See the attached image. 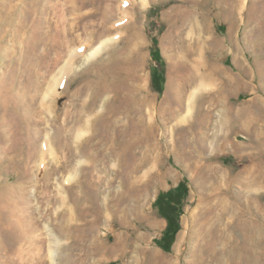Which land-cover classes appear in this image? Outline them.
<instances>
[{
  "label": "rangeland",
  "instance_id": "1",
  "mask_svg": "<svg viewBox=\"0 0 264 264\" xmlns=\"http://www.w3.org/2000/svg\"><path fill=\"white\" fill-rule=\"evenodd\" d=\"M24 1L0 0V16ZM44 3L32 53L28 35L9 34L0 19V264H216L217 254L243 264L244 248L245 264H264V0ZM57 26L69 45L59 59L50 48ZM101 36L107 44L94 53ZM84 40V55L74 54ZM178 60L199 78L185 109L158 117ZM116 64L126 69L107 70ZM136 96L150 105L139 108ZM204 109L214 126L200 133ZM249 165L261 167L241 184ZM179 184L181 229L166 252L157 241L167 221L154 203ZM208 212L191 240L194 214ZM245 222L262 234L247 239Z\"/></svg>",
  "mask_w": 264,
  "mask_h": 264
},
{
  "label": "bare ground",
  "instance_id": "2",
  "mask_svg": "<svg viewBox=\"0 0 264 264\" xmlns=\"http://www.w3.org/2000/svg\"><path fill=\"white\" fill-rule=\"evenodd\" d=\"M45 2V0H30V3H27V2H23V5L21 6V8H18V9H16L13 13H10V14H4V15H2V16H0V19H2L3 18V21H5L4 23H5V25H7L8 24V26H9V28H10V32H8L9 34L11 33V32H13V34L15 33V35L14 36H16V35H18L19 34V36L23 39V36H27L28 37V39H27V46H28V49H29V53H32V51H35L37 48H36V46H38V44H39V42L40 41H42V40H40L41 39V35H40V37H39V32H40V26H41V17H42V9L44 8L43 6H44V4H46V3H44ZM54 8V7H53ZM56 9V8H55ZM38 11L40 12V16H39V18L37 19V13H38ZM110 11V10H109ZM43 12H44V9H43ZM59 13V12H58ZM107 13H108V9H107ZM58 16V15H57ZM106 16V15H105ZM104 16V17H105ZM109 16V15H108ZM61 17H62V15H61ZM11 18H13V19H11ZM43 18V17H42ZM108 18H110V17H108ZM8 21H11V23H8ZM81 21V20H80ZM32 23V28H31V31L29 30H27L28 29V24L29 23ZM3 23V24H4ZM43 23V22H42ZM111 23V22H110ZM1 24H2V22H1ZM11 24V25H10ZM114 24V22L112 23V25ZM80 25V24H79ZM116 25H117V23H116ZM115 25V26H116ZM1 26V25H0ZM4 25H2V27H3ZM119 26V25H118ZM1 27V29H3ZM60 27L61 26H57V29L58 30H56L55 29V31H56V33H55V39H54V41L52 42V45H51V50H56V52H59L60 51V54H59V57H58V59L59 58H61L62 57V54L64 55V51H61L60 49H62L61 47H63V49H67L68 48V41H62V42H60V38H62V30H59L60 29ZM64 27V26H63ZM6 28V27H5ZM4 28V29H5ZM3 29V32L5 31ZM8 30V29H7ZM64 31V30H63ZM69 31V30H68ZM6 32V31H5ZM2 34V33H1ZM41 34V33H40ZM64 34V33H63ZM8 35V34H7ZM23 35V36H22ZM13 36V35H12ZM13 36V37H14ZM17 37V36H16ZM68 37V36H67ZM67 37H66V39H67ZM103 36H101V37H99V38H97V40L99 41H101V39H103L102 38ZM2 38V37H1ZM42 38H43V36H42ZM92 38H94V37H92L91 35H90V37L87 39V41H89V40H92ZM4 39V38H3ZM1 40V39H0ZM5 40V39H4ZM82 41V40H81ZM2 41H0V43H1ZM3 42H5V41H3ZM41 43V42H40ZM85 43V40H84V42H81V44H79L80 46L76 49V47H75V49H76V52H74V54H83L84 55V51L87 49V45L86 44H84ZM107 44V41H101V46H99L97 49H96V51L94 52V53H96L97 52V50L100 48V47H103L104 45H106ZM92 45V44H91ZM90 45V46H91ZM1 46V45H0ZM4 46V45H3ZM42 46V45H41ZM90 46H89V48H90ZM36 48V49H35ZM93 48V47H92ZM182 48V47H181ZM2 49V48H1ZM3 51V50H2ZM1 51V52H2ZM27 52V53H28ZM52 52V51H51ZM93 53V54H94ZM1 54V53H0ZM92 54V52L89 54L90 56H92L93 55ZM30 55V54H29ZM39 55H37V57H38ZM41 56V55H40ZM74 56V55H73ZM179 56V55H178ZM174 57V56H173ZM175 57H177V56H175ZM181 57V56H180ZM39 58V57H38ZM27 59V58H26ZM178 59H179V57H178ZM182 59V58H181ZM51 60H53V59H51ZM58 61V60H57ZM25 62H26V60H25ZM37 63V62H36ZM35 63V64H36ZM130 63V62H129ZM128 63V64H129ZM34 64V65H35ZM121 64H116V65H111V67H109V68H107V70L109 71V72H111V73H115V74H118V73H120V68H122V69H126V67H124V66H121ZM211 67V66H210ZM209 67V68H210ZM68 69L69 68H66V67H63L62 68V73L63 74H67V72H68ZM135 69H136V65L135 64H132V62H131V64L130 65H128V67H127V72L126 73H133V72H135ZM199 70V69H198ZM204 70V69H203ZM211 70H212V68H211ZM216 70V69H215ZM208 71V70H207ZM170 72H171V74H173L172 76H173V78H172V80L170 81L171 82V84L169 85V87H168V92L166 93V96H165V98L163 99V101L160 103V106H159V109L161 110V111H158V117L160 116V114H161V116H163L164 118L168 115V113H167V110H166V108L167 107H170V109L168 110V112H169V114L171 113L172 115H175V114H178L180 111H182L183 109H185L184 108V106H185V98H186V95H187V92H188V90L189 89H191V88H193V85H194V83L198 80V78H199V76H197V72H193V71H191V69L190 68H188L187 67V65L182 61V60H178V62H176V63H174L173 65H171V67H170ZM206 72V71H205ZM204 72V73H205ZM202 73V72H201ZM199 74V73H198ZM201 75V74H200ZM213 75V74H212ZM35 77H38L37 75H34ZM34 76L32 75L31 76V78H33V79H35L34 78ZM206 76V75H205ZM202 76V78H206V77H208V76ZM209 76H210V74H209ZM201 77V76H200ZM39 78V77H38ZM207 79V78H206ZM213 79V78H212ZM34 81V80H33ZM32 81V82H33ZM36 81V80H35ZM204 83V82H203ZM87 85H90V84H87ZM225 86V85H224ZM111 89H115V90H117V86H115L114 85V87L113 86H108V85H104L102 88H101V91H104V92H109V90H110V88ZM38 89V88H37ZM195 93V92H194ZM191 98L190 99H192V96H190ZM143 98V97H142ZM133 102L134 103H136V104H138L137 106H139V108H141V107H145L146 105H150V103H149V101H147L145 98L142 100V99H140L138 96H136V97H133ZM191 102V101H190ZM223 102V101H222ZM199 104V103H198ZM197 104V105H198ZM223 104V103H222ZM194 105V104H193ZM193 105L192 104H190L189 106H188V110H190V109H192V107H193ZM167 106V107H166ZM196 106V105H195ZM225 106H226V104H225ZM229 108L227 109L228 111H226L225 110V114H226V112L229 114V112L231 111L232 113H233V109H232V107L231 106H228ZM25 108V107H24ZM190 108V109H189ZM204 110H206V111H204ZM203 111L202 110H199L198 111V114L196 113L195 115H198V117L196 116H194L195 118H198V120H199V122H198V120H197V122H196V125H197V127L199 128V132L201 133V132H203L205 129H207L208 127H210V126H212V128H213V126H214V124H213V122H214V114L213 113H211V112H209L208 111V109H204ZM241 111V110H240ZM239 111V112H240ZM29 112V111H28ZM138 112H142V109H140ZM137 112V113H138ZM144 112V111H143ZM238 112V111H237ZM27 113V112H26ZM116 113V112H115ZM133 113H134V111H133ZM136 113V112H135ZM139 115V114H138ZM142 115V114H141ZM144 115V114H143ZM192 117V116H191ZM113 118V117H112ZM167 118V117H166ZM56 121V120H55ZM166 122V121H165ZM164 123V122H163ZM191 124V123H190ZM194 124L195 123H193V124H191L190 125V127L188 128L189 130H193V129H196V128H194ZM180 128V127H179ZM185 128V127H184ZM184 128H180V129H178V131H181V132H183L184 134H188L187 133V130L188 129H184ZM156 130V129H155ZM175 131H176V129H175ZM154 133V132H153ZM152 133V134H153ZM155 136V135H154ZM212 138H217L216 136H212ZM218 139V138H217ZM206 140V138H204V137H199L198 138V142L200 143V148H201V150H203L202 152H204V154L207 152V149L206 148H202V143L204 142ZM186 141H188L187 139H186ZM187 144V143H186ZM209 149V148H208ZM200 150V151H201ZM205 164H203V166H202V170H204V168H208L209 170H210V168H211V170L213 169L212 168V166L209 164V165H205ZM200 167V166H199ZM214 167V166H213ZM258 167H261L260 165H249V166H246V167H244V170H243V172H241L242 174H244V173H246V177L244 178V179H242L240 176L242 175L241 173H239L236 177H235V179L237 180V181H239V182H241V184H245L246 182H248L249 180H252L254 177H255V175H254V171H255V169L256 170H258ZM199 170V169H198ZM201 170V171H202ZM206 170V169H205ZM212 172V171H211ZM205 173V172H204ZM218 173V172H217ZM201 175V174H200ZM207 175V174H206ZM202 176V175H201ZM209 179V178H208ZM235 180V181H236ZM260 180L258 179V182H259ZM254 185H257L256 183H254V184H252V185H248L247 186V188L248 187H250V188H252ZM260 186V185H259ZM2 198V197H1ZM219 203V202H218ZM208 205V204H207ZM211 205V204H210ZM13 206L14 207H18V204L16 203V202H14L13 203ZM12 206V208H14ZM20 206V205H19ZM260 206V205H259ZM208 207V206H207ZM208 209V208H207ZM215 209V208H214ZM213 209V210H214ZM258 209H260L259 207H258ZM211 210V209H210ZM210 212H208V213H202L203 215L202 216H200V215H196L195 216V214H194V218H195V220H194V223H195V225H197L198 223H200V227L197 229V230H195L194 232H193V235L191 236V240H193L194 239V234L196 233V232H198L199 230L201 231L202 230V228H203V226L205 225V224H208L209 223V221L211 220V214H209ZM213 213H214V211H213ZM258 214V213H257ZM259 217H260V215H259ZM242 226H243V229L245 230V232H244V235L246 236V238L248 239L249 237L251 238V235L252 234H254L255 233V231L256 232H260L261 234H262V228H260L258 225H252V224H250L249 222H245V223H242ZM203 231H206V228H204L203 229ZM248 242V241H247ZM249 243V242H248ZM250 244V243H249ZM210 247V246H209ZM214 247H212L211 249H210V251H213L214 249H213ZM244 252H245V254H246V256L242 253V256H243V259H241V262L243 263V264H245V261H248L247 260V258L250 256V251L249 250H246L245 248H244ZM236 259V258H235ZM215 261H216V264H223V257H221V255L220 254H217L216 255V257H215ZM232 264V263H231Z\"/></svg>",
  "mask_w": 264,
  "mask_h": 264
},
{
  "label": "trees",
  "instance_id": "3",
  "mask_svg": "<svg viewBox=\"0 0 264 264\" xmlns=\"http://www.w3.org/2000/svg\"><path fill=\"white\" fill-rule=\"evenodd\" d=\"M154 78L157 82L161 81L159 75H156ZM186 191L185 185L179 184L175 188L166 192H161L154 203L159 213L167 221V228L162 238L157 241L160 247L166 252H171L176 235L181 229L180 219L183 214L182 202L183 197L186 195Z\"/></svg>",
  "mask_w": 264,
  "mask_h": 264
}]
</instances>
